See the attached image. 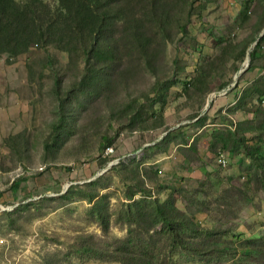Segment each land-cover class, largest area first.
<instances>
[{"label": "rangeland", "instance_id": "rangeland-1", "mask_svg": "<svg viewBox=\"0 0 264 264\" xmlns=\"http://www.w3.org/2000/svg\"><path fill=\"white\" fill-rule=\"evenodd\" d=\"M181 21L163 52L171 67L157 68L172 76L163 105L144 68L86 92L66 51L51 50L53 69L37 45L0 55V264H120L68 252L72 243L175 264H264V95L253 84L226 94L264 53V0H210ZM136 101L160 124L142 112L145 128H131ZM102 136L112 140L101 149ZM157 204L190 216L173 227L199 251L168 241Z\"/></svg>", "mask_w": 264, "mask_h": 264}, {"label": "trees", "instance_id": "trees-1", "mask_svg": "<svg viewBox=\"0 0 264 264\" xmlns=\"http://www.w3.org/2000/svg\"><path fill=\"white\" fill-rule=\"evenodd\" d=\"M210 0H58L52 5L46 0H0V55L7 53L15 58L25 56L32 46L43 48L46 64L53 69V50L68 53V64L79 66L82 73L78 83L86 92L107 86L110 82L131 81L132 76L142 70L151 75L152 102L163 105L166 101L172 76H159L157 68L171 66L163 57L165 44L173 41L181 31H186V22L181 21L192 14L202 16L205 5ZM198 2L201 5H198ZM197 7L198 10L196 9ZM255 48L251 51V56ZM139 75V74H138ZM137 75V77H138ZM263 80V82H261ZM58 81L55 80V87ZM244 84L240 78L234 88L226 94L237 99L242 94ZM252 89L264 95V75L253 82ZM225 94V95H226ZM147 97V95H145ZM139 105L132 119L145 117L150 113ZM133 104V105H134ZM218 107L217 109H219ZM222 108V107H221ZM129 111V109H126ZM149 113V114H148ZM129 115V113H128ZM129 117V116H128ZM155 118L154 122L158 125ZM156 117V118H157ZM142 116L137 120L141 122ZM60 121H62L60 115ZM134 122V121H133ZM145 128L146 124L131 126ZM137 128V127H136ZM112 138L102 136L101 149ZM102 155V153H101ZM108 155V154H107ZM192 177H181V179ZM156 213L168 228V241L184 251H199V245L177 233L173 223H184L191 219L185 212L175 207L157 204ZM177 215V216H175ZM165 244L160 246L164 248ZM89 252L96 257L118 261L120 264H175L169 262V255L164 254L154 259L128 251H107L89 245L72 243L68 252ZM66 264H73L70 260Z\"/></svg>", "mask_w": 264, "mask_h": 264}, {"label": "crops", "instance_id": "crops-1", "mask_svg": "<svg viewBox=\"0 0 264 264\" xmlns=\"http://www.w3.org/2000/svg\"><path fill=\"white\" fill-rule=\"evenodd\" d=\"M257 55H259V58L257 59V62L255 63L254 66L249 67L241 76H240V84H244L242 86V88H244L247 84H253V82H255L260 76L264 75V53H256ZM244 81V82H243ZM261 82H263V80H261ZM41 170V169H40ZM40 176L42 174H44L45 172H37ZM35 176V177H37ZM16 183V181H15ZM20 181L17 183L19 184ZM212 264H214L215 262L211 261ZM217 264V263H215Z\"/></svg>", "mask_w": 264, "mask_h": 264}, {"label": "built area", "instance_id": "built-area-1", "mask_svg": "<svg viewBox=\"0 0 264 264\" xmlns=\"http://www.w3.org/2000/svg\"><path fill=\"white\" fill-rule=\"evenodd\" d=\"M112 152H113V147H111V146L106 147V149H105V153L106 154H111ZM223 159H225V157H223L222 154H221L220 161L223 160Z\"/></svg>", "mask_w": 264, "mask_h": 264}, {"label": "bare ground", "instance_id": "bare-ground-1", "mask_svg": "<svg viewBox=\"0 0 264 264\" xmlns=\"http://www.w3.org/2000/svg\"><path fill=\"white\" fill-rule=\"evenodd\" d=\"M222 161L225 162V159H223Z\"/></svg>", "mask_w": 264, "mask_h": 264}]
</instances>
